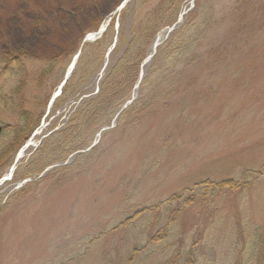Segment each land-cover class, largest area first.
<instances>
[{
	"label": "rangeland",
	"instance_id": "rangeland-1",
	"mask_svg": "<svg viewBox=\"0 0 264 264\" xmlns=\"http://www.w3.org/2000/svg\"><path fill=\"white\" fill-rule=\"evenodd\" d=\"M186 1L199 31L172 100L114 110L38 179L26 165L79 105L65 96L53 115L75 56L60 34L118 19L123 0H0V56L24 62L16 76L0 61V153L25 117L40 122L0 177V264H264V0ZM227 179L252 183L207 189Z\"/></svg>",
	"mask_w": 264,
	"mask_h": 264
},
{
	"label": "trees",
	"instance_id": "trees-1",
	"mask_svg": "<svg viewBox=\"0 0 264 264\" xmlns=\"http://www.w3.org/2000/svg\"><path fill=\"white\" fill-rule=\"evenodd\" d=\"M139 2L147 7L146 12L137 20L129 21V15L137 10L134 9ZM186 4V0H129L123 9L116 13L118 19L116 16L112 17L100 38L84 44L71 76L62 93L56 98L59 103L53 115L65 96H72L74 102L79 105L69 122L46 136L38 152L26 165L28 171L40 176L46 168L66 161L72 153L82 148L84 139L91 131H99L103 126L109 125L106 123L114 117V110L121 109L130 100L132 102L119 114L120 119L129 117V114L132 115L138 108L140 111L149 112L154 107L167 105L172 100L182 77V73H176L175 70L181 59L193 49L197 39L195 34L199 31L194 28V23L189 25V21L193 22L194 10L190 9L183 14V24L167 33V37L156 50L154 48L161 32L177 22ZM195 4L199 7L201 0H196ZM102 22L101 18H97L87 30L79 28L66 35L60 34L59 47L63 50L62 55L70 51L76 55L86 34L97 31ZM107 54L108 62L103 68ZM152 54L151 59L145 63ZM0 61H4L7 68L12 66L15 71L19 70L16 76L24 68L23 59L19 54L6 53L0 56ZM181 69L184 70V67ZM25 83L26 78L23 77L20 89L25 87ZM136 88H139L142 96L132 99ZM26 118L28 121L23 122L12 142L0 153V177L6 172L5 168L12 156L17 154L40 126V122H32ZM60 118L61 116L54 124H57ZM258 174L262 175V172L259 171ZM207 183L204 181L200 184H207V189L223 191L244 190L252 182L227 179L221 182L207 180ZM126 223L127 221L123 224Z\"/></svg>",
	"mask_w": 264,
	"mask_h": 264
},
{
	"label": "water",
	"instance_id": "water-1",
	"mask_svg": "<svg viewBox=\"0 0 264 264\" xmlns=\"http://www.w3.org/2000/svg\"><path fill=\"white\" fill-rule=\"evenodd\" d=\"M128 1H129V0H124V1L121 3V5L117 8V11H118V10H121V9L126 5V3H127ZM106 26H107V25L102 24V25L100 26V29H99L98 31L89 33V34L85 37V39H84V41H83V43H82V45H81V48H82V46L84 45L85 42H87V41H89V40H93V39H95V38L101 36L102 33L105 31ZM80 52H81V49H80L79 53L75 56V58H74V60H73V63L71 64L70 68H69L68 71H67V74H66V76H65V79H64L63 83H62L61 86L59 87V90H58V91L54 94V96L52 97L51 102H53L54 99H55V98H56V97L62 92V88H63L64 84L66 83L67 79L69 78L71 72L73 71V69H74V67H75V65H76V62H77V59H78V56H79ZM150 57H151V56H150ZM150 57H149V58H150ZM2 131H3V126L0 124V133H1Z\"/></svg>",
	"mask_w": 264,
	"mask_h": 264
},
{
	"label": "bare ground",
	"instance_id": "bare-ground-1",
	"mask_svg": "<svg viewBox=\"0 0 264 264\" xmlns=\"http://www.w3.org/2000/svg\"><path fill=\"white\" fill-rule=\"evenodd\" d=\"M19 160H20V156L18 157V159H17L15 165L13 166L14 170L16 169V165H17V163H18Z\"/></svg>",
	"mask_w": 264,
	"mask_h": 264
}]
</instances>
